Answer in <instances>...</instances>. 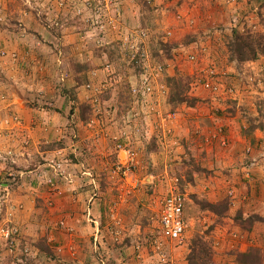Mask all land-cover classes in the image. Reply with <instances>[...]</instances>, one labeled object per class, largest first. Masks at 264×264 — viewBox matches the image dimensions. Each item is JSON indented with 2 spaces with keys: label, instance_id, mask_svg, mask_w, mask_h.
Wrapping results in <instances>:
<instances>
[{
  "label": "rangeland",
  "instance_id": "1",
  "mask_svg": "<svg viewBox=\"0 0 264 264\" xmlns=\"http://www.w3.org/2000/svg\"><path fill=\"white\" fill-rule=\"evenodd\" d=\"M136 1L143 5L141 9L145 12L144 6L154 3V0ZM207 1L212 4L216 0ZM122 5L124 10L128 8L126 2ZM165 5L168 12L176 13L173 2ZM72 14L67 8L49 14L51 21L63 22V27L58 29L49 27L44 17H38L21 0H0V184H7L6 187L0 185V229L8 226L15 229L13 255L26 256L24 244L27 240H44L40 237L38 221L48 214L47 209L53 204L45 203L36 194L45 189V185L49 186L50 193L67 183L71 185L67 191L72 197L70 216L78 213L83 222L80 230H75L76 235L85 240L84 250L94 259L83 264H198L197 257L193 258L197 252L193 253V250L199 246L206 249L205 257L213 264H251L258 261L259 250L249 249L247 242L253 227L255 238L259 235L264 237V214L243 211L242 205L248 202L251 193L249 185L240 186L243 179L235 182L241 175L233 174L232 167L221 165V168L211 169L204 166L195 153L200 142L196 140L189 144L185 136L176 131V125H182V118L176 115L178 112L189 110L187 108L200 109L201 100L196 97L202 96L195 90L206 77L205 72L213 68L219 77L221 72L227 78L235 75L226 69V72L218 71L209 53L206 58L204 53L196 52L198 48H188L197 43L192 42L191 33L170 39L171 44H164L168 48L163 50H158L162 43L154 42L152 58L163 69L157 90L163 86L160 87L163 97L157 100L158 106L149 111L131 95L130 87L137 84L141 67L137 63L132 65L128 50L120 42L126 27L120 30L116 26L108 37L96 43L94 36L87 33L92 31L91 22ZM254 14L252 19L247 18L243 29L235 31L264 35V7L255 10ZM146 15L143 13L142 16ZM147 19L148 23L136 27L148 31L150 19ZM127 28L133 27L128 25ZM47 29L53 36H58V30H66L63 35L71 36L68 45L86 54L79 58L81 68L77 73L80 74L73 82L66 84V80L74 78V56L71 59L70 55L62 53L58 39L52 43L48 41L44 33ZM13 30L18 36V47L10 43L13 35L8 33ZM215 30L218 31L217 26ZM115 31L116 39L112 40ZM74 35L76 41H69ZM232 35L233 31L228 41ZM179 44L186 48L181 45L180 48ZM21 45L25 47L22 50ZM53 46L51 53L49 50ZM225 47L224 60L237 66L236 76L246 87L249 84L256 87L259 74L255 68L247 62L233 60L228 42ZM46 52L50 54L45 57L50 58L58 71L44 70V67L36 65L41 63L39 58ZM190 52L196 54V62L188 59ZM88 58L96 61L94 65L87 61ZM27 59L30 66L23 65ZM56 60L61 62L59 66L55 64ZM108 62L112 63L113 69L101 71ZM45 80L52 82L53 86L43 85ZM91 82L96 89L88 86ZM258 89L264 92V86ZM202 90L214 97L209 91ZM61 93L65 96L62 106L71 107V114L78 115L80 123L74 132L70 118L51 133L37 130L30 137L23 134L26 128L17 133L13 125L21 120L9 114L10 105L27 106V110L32 112L55 113L59 108L47 97ZM117 93L124 97L120 105L116 101ZM260 97L262 104L264 96L261 93ZM192 99L196 103L191 104ZM91 100H94L93 105ZM130 108L132 111L127 116L126 111L129 112ZM114 109L117 112L113 113ZM113 122L118 123L115 128L109 126ZM29 125L34 126V123ZM174 151L180 158L169 162ZM57 166L60 171L53 170ZM65 178L73 182H66ZM48 180L54 185H48ZM175 186L187 199L185 233L180 244L162 241L158 228L159 204ZM239 187L243 190L240 191ZM18 194L31 199L30 208L24 213V206L29 202L21 203ZM26 213L35 217L31 224L36 226L29 234L20 228V223L26 221ZM3 244L6 241L0 235V258L4 257ZM242 244L246 245L244 250L240 249ZM38 247L45 252L50 251L47 242H40ZM28 264H41V258L35 256Z\"/></svg>",
  "mask_w": 264,
  "mask_h": 264
},
{
  "label": "crops",
  "instance_id": "2",
  "mask_svg": "<svg viewBox=\"0 0 264 264\" xmlns=\"http://www.w3.org/2000/svg\"><path fill=\"white\" fill-rule=\"evenodd\" d=\"M120 1L121 3L126 2L128 5V8L125 10L123 9L124 4L120 7L122 15L120 22L117 23V28L120 30H123L126 25L130 27L143 26L145 22H149L147 18L150 19L148 27L146 24L149 38L142 47L148 58L154 63H156L152 58L154 55V42L156 43L159 41L162 43L158 50H163L164 48H168L164 44H171V41H169L170 39L180 38V36L191 33L193 34L191 35L193 39L192 42L197 41V43L196 45H188V48H192V46L198 48L196 52L204 53L206 58L209 53L213 63L218 67V71L226 72L227 70L235 75L234 77L228 78L227 76L224 77V75L220 77L225 86L234 89L236 94L232 99H226L225 97L215 99L203 91L202 88H195V91L202 96H195L201 100V102H199L200 109L198 107L187 108L189 110L178 112L176 115L182 118V125L177 124L176 131L179 130L180 134L185 136L186 142L188 141L189 144L196 140L200 142L199 149H195V153L198 155V158H201V162L204 166H208L211 169L221 168V165L224 167H232L233 174H240L241 177L237 176L235 182L239 183L241 182L240 179H243L244 181L239 185L242 186L247 184L251 191L248 202L242 205L243 211L248 214L254 213V215L264 214V102L261 104L260 101V93L264 96V92L262 93L258 89V87L264 86V54L253 61H247L249 65L255 68V72L259 74L257 79H260V81L256 79V87H252L251 84L246 87L245 84L241 82L242 80L239 79L240 77L238 78L236 76L238 75L237 66L232 62L227 63L223 57L226 53L225 46L232 31H240L243 29L245 27L243 25L247 23V18L249 17L252 19V15L255 16V10L264 7V0H216L212 4L207 0H154L152 5L148 7L144 6L146 12L141 9L143 5H138L136 0ZM167 2H173V8L176 11L175 14L166 10L169 9L166 8L167 5H165ZM180 3H182V5L179 8L176 7V5ZM143 13L148 15L143 17ZM55 21L56 20H53V22ZM62 24L63 22L60 21L56 27L59 29L63 27ZM215 25L218 31L215 30ZM35 26L37 25L35 24ZM48 26L53 27L51 23H48ZM212 29L214 30L212 31ZM65 31L66 30H58V36H53L49 29L44 33L47 34L45 36L51 43L54 42L52 40L58 39L57 41L62 46L60 47L62 53L70 55L71 59L72 56H74L73 61H75L74 67L76 71L73 73V79L66 80L67 84L77 79L78 74H80L77 72H79L81 68L78 63L79 58L81 54H86L81 53L83 51L77 50L76 47L73 48L72 45H68V39L71 36L70 34L68 36L63 35ZM9 34L13 35V40L10 42L11 45L13 46L14 44L18 47L19 43L16 40L18 36L16 37L17 33H15V30L8 33V35ZM19 35L22 37V34ZM114 38L116 39V31L112 40ZM19 39L21 38H18V40ZM69 41H76L75 35L74 38H71ZM26 45L27 42L25 43V47ZM180 45L181 44L178 46ZM21 46V50L25 48L24 45ZM182 48L186 47L182 46ZM53 50L54 46L49 51L53 53ZM47 52L43 56L47 60L40 57L39 60L41 63L37 62L38 64L36 65H39L40 68L44 67V70H55L54 66H52L53 63L49 61L50 58L45 57L50 54ZM104 56L106 57V54H104ZM90 59L91 58H88L87 61H91ZM56 61L55 64L59 66L61 62L59 60ZM94 62L96 61L92 59V65H94ZM23 65L30 66L29 59H27ZM122 66L124 65L122 64ZM92 69L93 73H96V70L94 68ZM110 69H113L112 63L108 62L101 71L104 72ZM55 71H58V68ZM221 74L224 73L221 72ZM254 79L255 78H253V80ZM49 82L50 81L45 80L42 84L50 88V86H53V83L51 82L50 84ZM88 86L94 87V89L97 88L94 82H91ZM44 97H47V95ZM48 98H50L49 100L51 102L54 101L56 103L54 106L59 108L57 112H32V110H27V106H22L20 104H12L10 105L11 107L9 106L10 108L8 107L9 114L13 117H19L22 122V124L19 122V124L13 125V127L18 130V134L22 133L24 128H26L27 131L23 130V134L29 135L30 137L35 134L37 130L42 133H51L55 128L64 125L63 121H68L70 118L72 123L71 130L73 132L75 131L74 129L79 125L80 121L77 114H71V107L64 108L62 106L63 104L61 103L64 102L65 96L61 93L53 97H47V99ZM15 100L13 102H15ZM93 103L94 100H91L92 105ZM128 111L129 112L126 111L127 116H129L132 111L131 108L130 110L128 109ZM115 112H117L116 109L113 110V113ZM34 119L35 122H32ZM29 123H34V126L29 125ZM58 123L59 125H57ZM117 125L118 123L115 124L113 122V125L111 123L109 126L115 128ZM119 125L121 126V123H119ZM120 129L123 128L120 127ZM186 142H184L185 146L187 145ZM179 147L182 148L180 145ZM175 154L176 151H174V153L172 152L169 162H175L176 159L180 158L176 157ZM64 180L69 183L73 182V180L66 178ZM0 185L6 187L7 184L1 183ZM70 187L71 185L67 183L62 184L59 190L49 193L48 190H50V188L45 185V189L42 188L40 193L36 194V197L43 199L45 203L52 202L53 204L51 208L47 209L48 214L44 215L41 220L38 221V228L41 233L40 237L44 240L41 241V239L37 238L32 241H26L25 239L26 244H24V252H26V256L11 254L7 245L3 244L2 249L4 257L0 258V264H28L35 256L41 258V264H83L86 263L87 260H94L91 254L84 250L85 240L81 239L75 232V230H80L83 222L78 213L75 216H70L69 210L72 197L71 194L67 192ZM257 188H259V194L256 196ZM242 190L243 189L240 188V191ZM13 191L14 190L11 192L13 193ZM32 194L34 193L32 192ZM18 195V199H21L20 202L24 205L27 201L29 202L27 206H24V213L30 208L31 199L26 195ZM33 209H35L34 206ZM35 212L37 211L35 210ZM26 214V221L20 223V228L25 234H29V231L36 226L31 224V220H35V217L31 216L32 214ZM61 223L64 224L60 227L59 225ZM249 235L250 239L247 242V247L249 249L253 248L256 251L259 250L258 261L252 262L251 264H260V262L264 264V237L261 238L259 235L258 238H255L256 230L254 227ZM40 242H47L50 251L48 250V252H45L40 249L38 247ZM54 246L56 247L54 248ZM245 246V244H242L240 249L244 250ZM30 247H32V249H30ZM52 248H54V251H52ZM16 257H20V259H16ZM14 258L16 261H14ZM3 261L6 262L3 263Z\"/></svg>",
  "mask_w": 264,
  "mask_h": 264
},
{
  "label": "built area",
  "instance_id": "3",
  "mask_svg": "<svg viewBox=\"0 0 264 264\" xmlns=\"http://www.w3.org/2000/svg\"><path fill=\"white\" fill-rule=\"evenodd\" d=\"M24 6L31 9L38 17L45 18L51 26H57L58 23L50 20V13L61 8H67L73 12V17H80L91 22L92 31L88 36H94L95 42H101V39L108 37L111 30H115L117 23L120 22L122 3L120 0H21ZM150 2L151 0H146ZM53 22V23H52ZM122 33L120 42L128 50L132 65L138 64L141 67L140 76L136 85L130 88L131 95L139 99L140 103L146 105L147 110L152 111L158 106L157 100L163 97L160 94L158 81L162 77L163 69L159 64L154 63L144 52L142 45L149 38L148 31L138 27L127 28ZM108 31V33H107ZM188 59L196 62V54L190 52ZM206 77L201 80L200 87L209 91L214 98L225 97L232 99L235 96L234 89L225 86L220 77L211 68L205 72ZM54 171H60V167L53 168ZM48 185L53 186L54 182L48 180ZM186 196L176 186L171 187L167 195L159 204L158 210V228L162 241L178 243L183 240L185 233V215ZM16 231L12 227L0 229V235L6 241L9 252L13 254L14 236Z\"/></svg>",
  "mask_w": 264,
  "mask_h": 264
},
{
  "label": "trees",
  "instance_id": "4",
  "mask_svg": "<svg viewBox=\"0 0 264 264\" xmlns=\"http://www.w3.org/2000/svg\"><path fill=\"white\" fill-rule=\"evenodd\" d=\"M228 47L232 59L236 60V62L253 61L264 54V35H252L250 33L241 34L237 31H233L232 38L228 41ZM125 87H127V85ZM116 101L119 105L121 101H124L122 93H117ZM194 103H196V100L192 99L191 104ZM209 207L211 208L212 206L209 205ZM205 250L204 247H195L193 253L197 252V254L194 255L193 258L197 257L198 264H213L205 257ZM239 255L241 258L244 257L243 254Z\"/></svg>",
  "mask_w": 264,
  "mask_h": 264
}]
</instances>
